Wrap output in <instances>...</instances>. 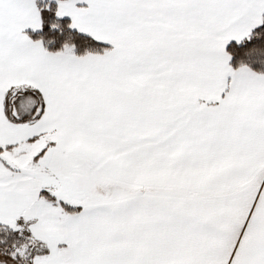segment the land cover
Returning a JSON list of instances; mask_svg holds the SVG:
<instances>
[{
    "label": "snow or ice",
    "instance_id": "snow-or-ice-1",
    "mask_svg": "<svg viewBox=\"0 0 264 264\" xmlns=\"http://www.w3.org/2000/svg\"><path fill=\"white\" fill-rule=\"evenodd\" d=\"M0 264H264V0H0Z\"/></svg>",
    "mask_w": 264,
    "mask_h": 264
}]
</instances>
